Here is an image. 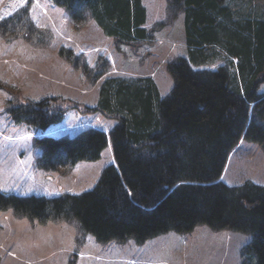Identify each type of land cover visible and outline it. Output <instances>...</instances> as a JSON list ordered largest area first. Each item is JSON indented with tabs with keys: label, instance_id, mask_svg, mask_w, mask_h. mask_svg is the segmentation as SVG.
Listing matches in <instances>:
<instances>
[{
	"label": "trees",
	"instance_id": "1",
	"mask_svg": "<svg viewBox=\"0 0 264 264\" xmlns=\"http://www.w3.org/2000/svg\"><path fill=\"white\" fill-rule=\"evenodd\" d=\"M54 2L77 24L93 19L118 43L150 37L143 0ZM169 6L175 16L184 15L188 57L168 63L174 84L166 97L150 75L110 76L100 87L97 106L85 110L114 118L113 128L35 139L42 149L39 166L45 170L96 160L109 138L115 164L81 193L45 197L0 192V211L10 208L42 223L75 220L101 242L133 238L142 243L171 230L189 232L198 224L247 232L252 239L243 248V264H264V184L232 185L220 178L241 138L264 149V92L259 91L264 16L238 15L228 0H169ZM21 21L32 27L27 10L1 24L7 28ZM217 60L226 62L206 67ZM104 73L100 69L93 80ZM59 102L47 96L9 110L15 123L44 129L63 118Z\"/></svg>",
	"mask_w": 264,
	"mask_h": 264
},
{
	"label": "rangeland",
	"instance_id": "2",
	"mask_svg": "<svg viewBox=\"0 0 264 264\" xmlns=\"http://www.w3.org/2000/svg\"><path fill=\"white\" fill-rule=\"evenodd\" d=\"M143 3L150 37L118 43L93 19L75 23L54 0H0V192L55 197L81 193L97 184L105 167L115 162L110 138L100 158L59 170L39 166L42 149L35 139L44 134L73 137L90 128H113L114 118L99 110H85L97 106L107 77L150 75L162 98L170 93L174 81L168 63L180 55L188 57L184 15L175 16L169 0ZM228 3L238 15L264 16V0ZM22 10L28 11L32 27L21 21L4 28L1 23ZM224 62L205 66L216 68ZM100 69L105 73L93 80ZM259 91L264 92V81ZM47 96L62 101L65 113L60 121L44 129L14 122L12 105ZM220 178L232 185L264 184L263 147L241 138ZM251 239V233L198 224L189 232L171 230L142 243L133 238L101 242L75 220L42 223L10 208L0 211V264H243V248Z\"/></svg>",
	"mask_w": 264,
	"mask_h": 264
},
{
	"label": "crops",
	"instance_id": "3",
	"mask_svg": "<svg viewBox=\"0 0 264 264\" xmlns=\"http://www.w3.org/2000/svg\"><path fill=\"white\" fill-rule=\"evenodd\" d=\"M146 26H147V23H146ZM159 87V86H158ZM159 89H160V87H159ZM161 92V91H160ZM161 94H162V92H161ZM102 130H104V131H106V132H108L109 130H107L106 128L105 129H102ZM114 164H115V162H114Z\"/></svg>",
	"mask_w": 264,
	"mask_h": 264
}]
</instances>
